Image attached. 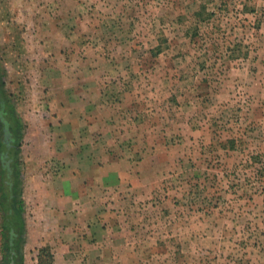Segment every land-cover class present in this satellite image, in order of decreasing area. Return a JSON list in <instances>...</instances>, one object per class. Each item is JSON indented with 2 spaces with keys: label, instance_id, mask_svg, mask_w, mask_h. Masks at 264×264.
<instances>
[{
  "label": "rangeland",
  "instance_id": "374dc122",
  "mask_svg": "<svg viewBox=\"0 0 264 264\" xmlns=\"http://www.w3.org/2000/svg\"><path fill=\"white\" fill-rule=\"evenodd\" d=\"M0 75V264L4 163L20 264H264V0H0ZM78 189L103 226L69 252Z\"/></svg>",
  "mask_w": 264,
  "mask_h": 264
},
{
  "label": "trees",
  "instance_id": "16d2710c",
  "mask_svg": "<svg viewBox=\"0 0 264 264\" xmlns=\"http://www.w3.org/2000/svg\"><path fill=\"white\" fill-rule=\"evenodd\" d=\"M0 79L1 75H0ZM0 122L1 125L4 127L3 129V138H6V122L8 123L9 131L11 133V136L8 137V141L6 142L5 139H3L0 136V161L3 162V160H6V157H11L13 153H17L18 148V141L21 137V129H22V120L20 118V115L18 114L16 108L13 106L12 101L10 100L9 95L7 92L2 88V85L0 84ZM15 160V159H14ZM17 160V159H16ZM13 162V161H12ZM15 165V166H14ZM2 178L3 180H8L7 189L3 190V206L6 208L7 215L4 226V229L9 230L10 227V236L6 242V249H7V255H6V262L8 264H20L23 258V254L20 250L21 244L23 242V231L25 230V219L23 217H20L19 215H22V209L23 206L17 201L16 198L14 200H11V191H10V185H12L15 181V172L17 173L16 164L12 163V166L9 164L5 165L2 164ZM5 167V168H4ZM5 172V173H4ZM4 185V184H3ZM9 218V219H8ZM18 234V237H17ZM20 234V237H19ZM50 248H42L40 250V262L44 261V258H46L47 253L49 252ZM49 253V261H52V264H54V255L53 253L50 255ZM51 264V263H50Z\"/></svg>",
  "mask_w": 264,
  "mask_h": 264
},
{
  "label": "crops",
  "instance_id": "0c3cea01",
  "mask_svg": "<svg viewBox=\"0 0 264 264\" xmlns=\"http://www.w3.org/2000/svg\"><path fill=\"white\" fill-rule=\"evenodd\" d=\"M92 111L93 110H88L89 113H94ZM94 122L95 121H93L92 125H90L91 129L93 130L95 128V125H96V128H100V123L98 122V124H96ZM79 128H81V127L79 126ZM81 131H82V129H81ZM88 132H89V129H88ZM73 143H74V141H72L70 143V145H72ZM80 156L82 157V155H80ZM99 170H100L99 168L93 169L91 171V174H92L91 176L102 177L101 180H102V183H104V184L107 183V181L109 180L110 177H114L116 179L117 183L121 182L120 181V177H121L120 172L113 173L112 175L110 173H107V174H104L102 176V175H100ZM117 183H115V184H117ZM80 188L84 189L83 187H80ZM69 192H71V191H69ZM78 192L79 193H77V192L71 193L72 201L70 203L68 211H71V210H73V211H71V213H68L69 219L67 220V223H66V224H68V227L66 228L67 230H62V232L60 234L61 236H63V239H64L63 242L66 241L65 245H66L69 252H71L70 251V248H71L70 244L71 243H78V242H84V243L85 242H87V243L92 242L93 243V240H92L93 238L91 236H93L94 230L95 229L99 230L100 229L99 227L103 226L102 220L100 218H98L97 216H94V214H92V217L90 219L88 217V220H85V219L83 220L80 218L82 215L85 214L86 210L89 208V207H86V205H89V206L94 205V207H96V205H98V204H93L91 201L88 204H85L82 200H83V198L85 199L86 195L80 190ZM80 198H82V200H80ZM73 205H74V208H73ZM102 230L104 231L103 228H102ZM64 234L66 235V237H64ZM97 241L102 242L101 239H98ZM93 248L94 247H92V250H93ZM96 248L97 249L100 248V250H101L100 246H96Z\"/></svg>",
  "mask_w": 264,
  "mask_h": 264
},
{
  "label": "water",
  "instance_id": "95a60500",
  "mask_svg": "<svg viewBox=\"0 0 264 264\" xmlns=\"http://www.w3.org/2000/svg\"><path fill=\"white\" fill-rule=\"evenodd\" d=\"M5 131H6V137H10L11 136V133L9 131V127H8V123L7 122H6Z\"/></svg>",
  "mask_w": 264,
  "mask_h": 264
}]
</instances>
